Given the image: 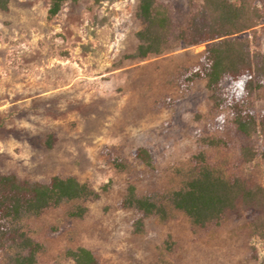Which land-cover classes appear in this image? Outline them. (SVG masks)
<instances>
[{"label": "rangeland", "instance_id": "1", "mask_svg": "<svg viewBox=\"0 0 264 264\" xmlns=\"http://www.w3.org/2000/svg\"><path fill=\"white\" fill-rule=\"evenodd\" d=\"M158 1L182 27L198 2ZM253 1L264 16V0ZM136 4L67 0L50 20L48 0H10L0 10V173L39 182L74 176L96 193L83 202L81 218L68 216L72 203L28 224L42 247L36 264H73L66 252L76 247L89 249L99 264H264V236L251 235L241 223L224 219L198 231L175 213L164 222L147 218L142 232L133 233L134 215L119 205L128 184L154 197L177 188L175 170L197 153L199 138L227 129L203 81L187 90L176 82L181 67L197 63L203 45L129 57L141 27ZM239 36L263 52L264 17ZM231 141L232 148L209 150V159L264 183V137L232 134ZM241 146L253 147L256 155L244 162L237 154ZM137 147L148 150L152 167L131 157ZM114 158L126 169H116Z\"/></svg>", "mask_w": 264, "mask_h": 264}, {"label": "trees", "instance_id": "2", "mask_svg": "<svg viewBox=\"0 0 264 264\" xmlns=\"http://www.w3.org/2000/svg\"><path fill=\"white\" fill-rule=\"evenodd\" d=\"M9 1L0 0V10H6ZM197 1L182 27L173 23L169 8L158 0H136L135 16L141 27L129 57L142 60L183 45H203L197 63L181 67L176 82L187 90L196 81H203L215 116L221 117V128L227 129L221 135L214 132L199 138L197 153L175 170L180 179L177 188L154 197L138 194L134 185L128 184L119 205L134 215L133 233L142 232L147 218L164 222L180 213L198 231L231 219L244 225L251 235L263 237L264 183H251L229 172L211 161L208 151L232 148V134L258 132L264 137V51L252 49L249 39L239 36L253 30L264 16L253 0ZM66 2L48 0L47 19H53ZM45 143L52 147V135ZM237 154L245 162L256 150L241 146ZM130 155L143 166L152 167L146 148H134ZM259 155L264 163V142ZM113 166L126 169L118 158L113 159ZM94 196L95 191L74 176L53 175L39 182L0 173V254L5 256L0 264H36L42 247L29 235L28 224L72 203L68 216L81 218L86 211L83 202ZM164 246L170 251L171 242L165 241ZM66 255L73 264H99L85 247L68 250Z\"/></svg>", "mask_w": 264, "mask_h": 264}]
</instances>
